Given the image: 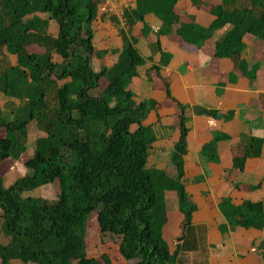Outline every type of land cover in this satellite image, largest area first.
<instances>
[{
    "label": "trees",
    "instance_id": "16d2710c",
    "mask_svg": "<svg viewBox=\"0 0 264 264\" xmlns=\"http://www.w3.org/2000/svg\"><path fill=\"white\" fill-rule=\"evenodd\" d=\"M180 1L137 0L124 13L121 48L99 50L94 25L101 0H0V95L19 102L7 111L0 107V165L21 160L27 169L8 186L0 174V226L10 238L5 245L0 236V264H115L108 253H88L92 213L101 235L114 236L125 264H177L180 251L172 253L164 236L168 211L163 200L166 192H176L187 231L198 210L184 181L187 110L174 99L180 134L173 154L177 175L148 169V148L156 138L145 122L159 104L135 101L131 84L145 60L134 30L142 24L141 36L147 37L151 30L145 19L153 14L162 23L160 36L174 33L179 23L181 45L201 48L216 30L231 26L217 42L216 57L234 60L250 79L256 68L248 70L242 59L244 38L264 39V0H224L212 7L208 27L180 23L175 12ZM151 47L160 55L151 71L159 73L171 55L159 41ZM207 114L217 118L216 112ZM31 123L41 136L30 152ZM228 139L215 136L203 146L202 158L217 162L218 142ZM263 147L261 138L242 141L232 172L242 173L248 160L261 157ZM54 183L59 190L53 201L26 195ZM219 209L227 220L219 227L224 239L232 228L264 231L261 202L235 205L221 198Z\"/></svg>",
    "mask_w": 264,
    "mask_h": 264
},
{
    "label": "crops",
    "instance_id": "0c3cea01",
    "mask_svg": "<svg viewBox=\"0 0 264 264\" xmlns=\"http://www.w3.org/2000/svg\"><path fill=\"white\" fill-rule=\"evenodd\" d=\"M202 1L201 7H195L189 0H181L175 9L180 23L208 27L213 21L212 7L224 0ZM114 19L117 23L102 15L99 8L94 25L99 50L121 48L120 30H125L126 25L120 19ZM145 22L151 30L147 37L141 36L142 24L134 30L138 37L136 47L145 61L131 89L136 103L154 100L159 104L145 122V126L153 128L156 138L148 148L147 167L164 170L168 174V168H176L173 154L180 134L175 99L187 110L189 133L184 156V181L187 192L198 206L191 225L187 231L185 229L184 240L178 242L185 228L183 215L179 211L176 192H166L165 197L174 205V220L170 221L171 214L168 212L164 230L170 251H180L179 247L186 239L203 235L211 243L206 249L215 254L210 264H264V231L232 228L224 239L219 230L221 225L227 224L219 209L221 198H230L235 205L244 201L264 205V147L261 157L248 160L242 173L232 172L233 158L239 152L241 142L250 137L264 140V39L251 35L244 38L242 59L248 70L256 68L250 79L237 68L234 60L216 57L217 42L226 38L231 26L216 30L201 48H195L181 45L176 32L179 23L175 25L174 33L160 36L162 23L155 15L146 16ZM157 41L163 52L171 55V61L161 66L159 73L153 74L151 68L160 64L158 51L151 47ZM162 79L168 82L173 99L166 95ZM209 111L216 112L217 118L209 116ZM220 134L227 135L229 139L218 142L217 162H207L202 158L201 150ZM175 171L176 174L170 175L176 176ZM226 239L229 240L226 242Z\"/></svg>",
    "mask_w": 264,
    "mask_h": 264
},
{
    "label": "rangeland",
    "instance_id": "374dc122",
    "mask_svg": "<svg viewBox=\"0 0 264 264\" xmlns=\"http://www.w3.org/2000/svg\"><path fill=\"white\" fill-rule=\"evenodd\" d=\"M156 50L155 48H153ZM97 61V60H96ZM94 63L95 70H99L98 63ZM160 63V62H159ZM140 68V67H139ZM138 68V72H139ZM157 74V73H155ZM0 107L9 110V108H17L19 107V102L17 101H8L6 100L2 95H0ZM153 130V128H152ZM29 131V151L31 152L34 148L35 141L41 136L37 126L35 123H31L28 128ZM5 133L2 132L1 136H4ZM176 168H168V172L172 175L176 174ZM0 174L4 178L6 186L14 183L17 179L24 177L27 174V169L21 162V160L18 161H12L8 160L6 162H3L0 165ZM59 190L58 184H50L44 187H41L30 194L32 197H40L44 198L46 200L53 201L55 200L57 191ZM163 204L165 209H168V212L171 217L170 221H173L174 219V205L170 203V200L166 197L163 200ZM179 206V205H178ZM170 208V209H169ZM0 236L1 241L3 244H8L10 241V238H8L7 234L5 233L4 229L0 226ZM113 235H106L102 236L97 224L96 214L92 213L88 217L87 221V232H86V239L89 246L88 253L92 257H99L102 253H108L115 261V264H124V261L122 258L118 255L117 252V244H114V241L112 240ZM229 239H226V242ZM175 241V240H174ZM211 243L207 241V238L203 235L196 236L194 239H186L184 243L181 245L180 248V259L179 264H210V261H212V256H215V254L211 253L208 249H206L207 246H211ZM232 245V243H230ZM184 251V252H183ZM13 264H22L19 262H14Z\"/></svg>",
    "mask_w": 264,
    "mask_h": 264
},
{
    "label": "built area",
    "instance_id": "2783aa9c",
    "mask_svg": "<svg viewBox=\"0 0 264 264\" xmlns=\"http://www.w3.org/2000/svg\"><path fill=\"white\" fill-rule=\"evenodd\" d=\"M135 7L134 0H101L100 12L109 18H118L124 21V13L126 10Z\"/></svg>",
    "mask_w": 264,
    "mask_h": 264
},
{
    "label": "water",
    "instance_id": "95a60500",
    "mask_svg": "<svg viewBox=\"0 0 264 264\" xmlns=\"http://www.w3.org/2000/svg\"><path fill=\"white\" fill-rule=\"evenodd\" d=\"M184 238H185V228L183 227V229H182V235L178 239V242H182L184 240Z\"/></svg>",
    "mask_w": 264,
    "mask_h": 264
}]
</instances>
